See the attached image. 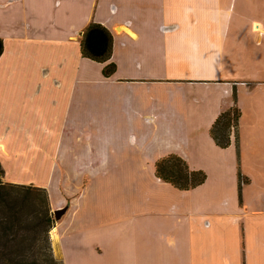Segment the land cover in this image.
Listing matches in <instances>:
<instances>
[{"label": "crops", "instance_id": "obj_1", "mask_svg": "<svg viewBox=\"0 0 264 264\" xmlns=\"http://www.w3.org/2000/svg\"><path fill=\"white\" fill-rule=\"evenodd\" d=\"M236 1L0 0V153L37 180L0 163L65 209L51 235L64 264H264V128L211 52L231 30L219 19L252 8ZM91 23L113 34L110 78L81 53ZM235 106L239 139L222 149L210 131ZM168 155L206 182L159 180Z\"/></svg>", "mask_w": 264, "mask_h": 264}, {"label": "trees", "instance_id": "obj_2", "mask_svg": "<svg viewBox=\"0 0 264 264\" xmlns=\"http://www.w3.org/2000/svg\"><path fill=\"white\" fill-rule=\"evenodd\" d=\"M113 47V34L105 26L91 23L85 29L81 53L84 58L105 65L103 75L106 78L112 77L117 69L114 63H109ZM3 50L4 43L0 39V57ZM240 118L241 111L237 106L217 118L210 131L217 146L229 148L233 136L238 141ZM4 175L0 163V264H64L53 252L51 231L56 217L48 191L34 185L6 182ZM156 176L181 191L194 190L207 180L204 171L192 170L177 155L158 160ZM239 180L241 185L243 180L241 177Z\"/></svg>", "mask_w": 264, "mask_h": 264}, {"label": "rangeland", "instance_id": "obj_3", "mask_svg": "<svg viewBox=\"0 0 264 264\" xmlns=\"http://www.w3.org/2000/svg\"><path fill=\"white\" fill-rule=\"evenodd\" d=\"M240 1L241 0H237L235 3L238 4ZM249 5H251L252 8L246 11L237 8L231 14V16L222 17L219 19L221 22H219V24H222L224 27H228L231 30H229V34L223 33L222 35H210V38L215 42L214 47L211 48V52H216V55H214L216 58L214 65L218 69L219 77L221 76L220 73L224 71L223 74L225 79L247 81V83L236 84H238L241 91L243 90V86H245L248 88L249 92L254 93V96L251 97L252 99H250L251 108L257 112V121L259 124L257 126H259L261 129L264 128V0H250ZM247 12L248 15L244 16ZM254 22H257L261 25V30H252V27L255 26ZM216 25H218V23ZM235 100H237L236 96ZM245 104H247L246 100L243 101V106H245ZM34 126L35 125H26L27 128H32ZM4 128L5 125H0V134L2 135L5 131ZM262 134H264V132H262ZM259 138L260 140H263L264 136ZM13 148L21 149L22 146ZM19 151L23 152L22 150ZM1 155L4 160L3 166L7 171L8 179L14 178L15 180H20L23 182L37 180L28 178L29 176L25 172L22 174L20 171L22 169L19 166V160L16 161L17 158L14 154L12 157L6 158L5 155ZM7 181L11 182L9 180ZM12 183L18 184L19 182ZM19 184L29 185L27 183ZM258 197H261V195L255 190L250 191V189L246 188L244 199H246L247 203L250 204V207L256 205L257 201L259 200ZM62 217L63 216H61V218ZM60 220L61 219L56 220V223ZM56 223L55 226L57 225ZM53 229L51 231V235ZM57 260L62 261L59 258Z\"/></svg>", "mask_w": 264, "mask_h": 264}, {"label": "water", "instance_id": "obj_4", "mask_svg": "<svg viewBox=\"0 0 264 264\" xmlns=\"http://www.w3.org/2000/svg\"><path fill=\"white\" fill-rule=\"evenodd\" d=\"M65 209L64 210H61V211H57L54 213L55 217H56V220H59L61 219V216H63L65 214Z\"/></svg>", "mask_w": 264, "mask_h": 264}]
</instances>
